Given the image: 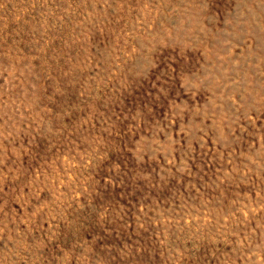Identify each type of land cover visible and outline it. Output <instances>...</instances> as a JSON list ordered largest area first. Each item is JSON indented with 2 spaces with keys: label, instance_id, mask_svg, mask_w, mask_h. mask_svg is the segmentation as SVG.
Masks as SVG:
<instances>
[{
  "label": "rangeland",
  "instance_id": "obj_1",
  "mask_svg": "<svg viewBox=\"0 0 264 264\" xmlns=\"http://www.w3.org/2000/svg\"><path fill=\"white\" fill-rule=\"evenodd\" d=\"M0 264H264V0H0Z\"/></svg>",
  "mask_w": 264,
  "mask_h": 264
}]
</instances>
